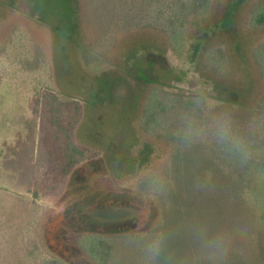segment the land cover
<instances>
[{"label": "rangeland", "instance_id": "obj_1", "mask_svg": "<svg viewBox=\"0 0 264 264\" xmlns=\"http://www.w3.org/2000/svg\"><path fill=\"white\" fill-rule=\"evenodd\" d=\"M262 6L0 0V264H264ZM68 106L93 155L49 191Z\"/></svg>", "mask_w": 264, "mask_h": 264}, {"label": "trees", "instance_id": "obj_2", "mask_svg": "<svg viewBox=\"0 0 264 264\" xmlns=\"http://www.w3.org/2000/svg\"><path fill=\"white\" fill-rule=\"evenodd\" d=\"M207 7L205 8L206 11ZM203 16V11L201 16ZM223 22V21H222ZM254 26L264 25V6L257 9L252 16L251 22ZM177 32V31H176ZM179 34H174L171 38L173 49L180 48L185 41V32L178 30ZM258 55V54H257ZM71 107V108H70ZM68 106L63 112V116L50 120V134L45 133L43 151L47 156L50 180L47 190H55L59 187L68 172L77 164L90 158L93 155L88 149L78 146L72 136L76 107ZM58 114V113H56ZM51 264H57L52 262Z\"/></svg>", "mask_w": 264, "mask_h": 264}, {"label": "clouds", "instance_id": "obj_3", "mask_svg": "<svg viewBox=\"0 0 264 264\" xmlns=\"http://www.w3.org/2000/svg\"><path fill=\"white\" fill-rule=\"evenodd\" d=\"M228 139V136H227V132L226 131H222L220 136H219V140L220 142H226Z\"/></svg>", "mask_w": 264, "mask_h": 264}]
</instances>
